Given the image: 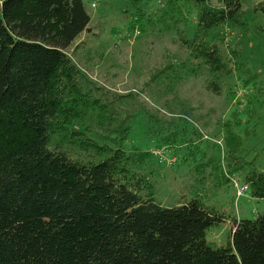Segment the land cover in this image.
<instances>
[{
    "label": "trees",
    "instance_id": "trees-1",
    "mask_svg": "<svg viewBox=\"0 0 264 264\" xmlns=\"http://www.w3.org/2000/svg\"><path fill=\"white\" fill-rule=\"evenodd\" d=\"M182 1L195 25L192 35L176 30L177 40L219 94L236 51L227 57L223 37L211 35L244 27L242 0ZM255 7L264 13V1ZM90 21L83 0H0V264H264L263 213L237 218L198 196L173 206L157 201L142 163L162 156L123 145L129 116L118 104L136 94L108 96L68 55ZM86 119L114 123L106 135L73 126ZM231 145L222 159L228 173L216 175L214 164L210 175L219 184L242 172L240 185L264 199V169ZM226 220V241L208 240Z\"/></svg>",
    "mask_w": 264,
    "mask_h": 264
},
{
    "label": "rangeland",
    "instance_id": "rangeland-1",
    "mask_svg": "<svg viewBox=\"0 0 264 264\" xmlns=\"http://www.w3.org/2000/svg\"><path fill=\"white\" fill-rule=\"evenodd\" d=\"M262 1L242 0L244 27H223L211 35L214 42L223 37L220 48L227 57L236 51L233 75L216 94L206 87L211 78L208 69L188 61L177 40L176 30L193 34L195 11L189 4L139 0L138 10L130 0H83L91 21L68 55L108 96L136 94L126 105L118 104L119 112L129 116L123 145L149 152L160 148L165 150L164 159L175 157L173 163L162 158L159 163L154 156L142 163L157 201L164 206L198 196L237 218L264 214V199L252 198L248 192L235 198L231 177L241 184L242 172L229 173L228 181L219 184L210 175L214 164L222 167L216 168V175L228 173L222 159L231 143L239 156L254 159L264 169V13L255 7ZM84 122L73 126L81 130L87 126L86 132L94 135H106L104 128L114 123ZM158 139L161 146L155 148ZM235 160L233 156V164ZM229 229L226 220L211 227L207 239L223 243Z\"/></svg>",
    "mask_w": 264,
    "mask_h": 264
},
{
    "label": "built area",
    "instance_id": "built-area-1",
    "mask_svg": "<svg viewBox=\"0 0 264 264\" xmlns=\"http://www.w3.org/2000/svg\"><path fill=\"white\" fill-rule=\"evenodd\" d=\"M151 152L154 155H158V156L161 155L162 156V153H164L165 150L158 148V149L152 150ZM161 158L163 160H165V161L167 160L169 163H173L175 161V157H167V156H165V159H164V157L162 156ZM169 158H171V159H169ZM169 163H166V164H169ZM231 182H232V185L234 186V188L236 190V195L237 196L243 195V194H245L247 192V190H248V186L247 185H245V184H243V185L238 184L237 183V180L235 178H233V177H231Z\"/></svg>",
    "mask_w": 264,
    "mask_h": 264
}]
</instances>
